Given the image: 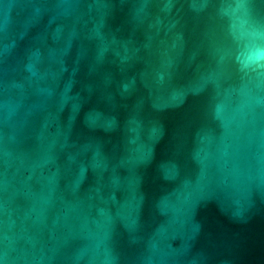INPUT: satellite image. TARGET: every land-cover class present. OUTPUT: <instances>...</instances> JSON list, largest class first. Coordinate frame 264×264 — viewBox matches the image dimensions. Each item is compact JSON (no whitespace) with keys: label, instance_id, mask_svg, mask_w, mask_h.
Listing matches in <instances>:
<instances>
[{"label":"water","instance_id":"obj_1","mask_svg":"<svg viewBox=\"0 0 264 264\" xmlns=\"http://www.w3.org/2000/svg\"><path fill=\"white\" fill-rule=\"evenodd\" d=\"M257 29L264 0H0V264H264Z\"/></svg>","mask_w":264,"mask_h":264},{"label":"clouds","instance_id":"obj_2","mask_svg":"<svg viewBox=\"0 0 264 264\" xmlns=\"http://www.w3.org/2000/svg\"><path fill=\"white\" fill-rule=\"evenodd\" d=\"M239 5L240 0H236ZM231 22V18H229ZM258 41L264 40V32H260L258 29L252 33ZM241 71L251 72H264V43H258L255 49V55L248 60L243 62H236Z\"/></svg>","mask_w":264,"mask_h":264}]
</instances>
